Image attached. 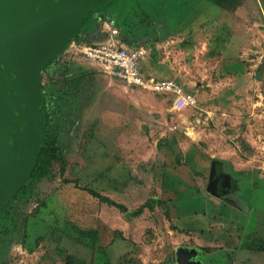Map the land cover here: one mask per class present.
Instances as JSON below:
<instances>
[{"label": "rangeland", "instance_id": "obj_1", "mask_svg": "<svg viewBox=\"0 0 264 264\" xmlns=\"http://www.w3.org/2000/svg\"><path fill=\"white\" fill-rule=\"evenodd\" d=\"M226 3L94 6L73 41L117 27L147 47L144 72L179 80L197 103L126 87L71 43L61 50L41 77L60 149L49 175L0 208V264H229L240 246H264V0ZM213 167L238 191L213 193ZM89 188L130 209L162 202L132 215Z\"/></svg>", "mask_w": 264, "mask_h": 264}, {"label": "water", "instance_id": "obj_2", "mask_svg": "<svg viewBox=\"0 0 264 264\" xmlns=\"http://www.w3.org/2000/svg\"><path fill=\"white\" fill-rule=\"evenodd\" d=\"M102 1L0 0V208L38 159L46 124L42 69L73 41ZM220 187L216 179L208 185L215 194Z\"/></svg>", "mask_w": 264, "mask_h": 264}, {"label": "built area", "instance_id": "obj_3", "mask_svg": "<svg viewBox=\"0 0 264 264\" xmlns=\"http://www.w3.org/2000/svg\"><path fill=\"white\" fill-rule=\"evenodd\" d=\"M118 28L110 26V36L97 44L82 45L72 41L70 47L83 52L95 66L107 75L121 79L126 87L143 91L170 93L196 104V93L188 92L185 85L172 77L145 74L143 60L148 56L144 45L128 46L118 37Z\"/></svg>", "mask_w": 264, "mask_h": 264}, {"label": "trees", "instance_id": "obj_4", "mask_svg": "<svg viewBox=\"0 0 264 264\" xmlns=\"http://www.w3.org/2000/svg\"><path fill=\"white\" fill-rule=\"evenodd\" d=\"M216 1L222 4L230 5L229 3L227 4L226 2H230L234 0H216ZM145 74L147 73L145 72ZM78 81H79L78 77L73 80V82H78ZM42 89H44L43 85H41L40 87V90ZM162 94L169 95L170 93H162ZM58 110L59 109L54 108L46 112L45 133L43 136V140L41 141V147L36 165L30 175L29 181H27L23 186L20 187L18 192L15 194V198H20L21 196L26 195L32 188L33 186L32 184L34 180L36 181L42 179L47 175H49L52 171V155L54 154V152L60 149V144L57 139L58 133H57L56 113L58 112ZM84 188H87V186H84ZM89 191L95 196L100 197L102 200H105L111 204H115L123 208L125 211L130 212L132 215H137L142 213L147 206L153 208L157 202H162V200L159 199L158 197H153L142 203L139 207L135 209H130L128 206L119 203L118 201L114 200L108 195H105L97 190L89 188ZM10 206H12V203L10 204ZM29 236H31V230L28 228L25 231L23 237V243H25V245H27L29 248H33L35 247V243L31 242L30 239H28ZM75 264H85V262L81 261Z\"/></svg>", "mask_w": 264, "mask_h": 264}, {"label": "crops", "instance_id": "obj_5", "mask_svg": "<svg viewBox=\"0 0 264 264\" xmlns=\"http://www.w3.org/2000/svg\"><path fill=\"white\" fill-rule=\"evenodd\" d=\"M178 31L181 30L178 29ZM128 46H133V45H128ZM169 95H173V94H169ZM236 250H235L236 251L235 256L232 260L229 261V264H264V255H263L264 246L258 249L256 247L243 245L237 248Z\"/></svg>", "mask_w": 264, "mask_h": 264}, {"label": "flooded vegetation", "instance_id": "obj_6", "mask_svg": "<svg viewBox=\"0 0 264 264\" xmlns=\"http://www.w3.org/2000/svg\"><path fill=\"white\" fill-rule=\"evenodd\" d=\"M214 172V173H213ZM227 170L223 168V171L217 168H213L210 174V181L213 179H216L217 182L221 185V195L228 193L229 190H237L238 191V180L234 177H229L227 173ZM224 176V177H223ZM228 194L223 195V197L227 198Z\"/></svg>", "mask_w": 264, "mask_h": 264}]
</instances>
